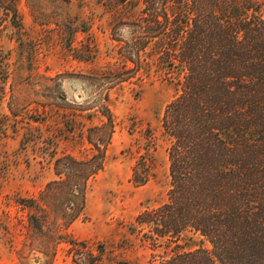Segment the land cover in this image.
I'll return each instance as SVG.
<instances>
[{
    "label": "rangeland",
    "instance_id": "rangeland-1",
    "mask_svg": "<svg viewBox=\"0 0 264 264\" xmlns=\"http://www.w3.org/2000/svg\"><path fill=\"white\" fill-rule=\"evenodd\" d=\"M13 2L0 0V264H160L163 248L131 225L167 199L161 118L176 90L155 60L145 74L120 58L138 10L15 0V16ZM98 138L99 150L89 141ZM147 151L153 176L136 186ZM195 237L186 249L201 244Z\"/></svg>",
    "mask_w": 264,
    "mask_h": 264
},
{
    "label": "trees",
    "instance_id": "trees-1",
    "mask_svg": "<svg viewBox=\"0 0 264 264\" xmlns=\"http://www.w3.org/2000/svg\"><path fill=\"white\" fill-rule=\"evenodd\" d=\"M119 4L138 10L120 58L145 74L155 60L176 90L161 118L167 199L140 212L132 233L163 248L160 264H264V0ZM12 11L18 16L15 0ZM89 141L99 150V138ZM147 155L134 168L136 186L153 176ZM195 236L201 244L186 249Z\"/></svg>",
    "mask_w": 264,
    "mask_h": 264
}]
</instances>
